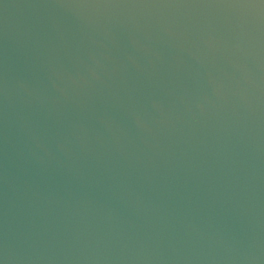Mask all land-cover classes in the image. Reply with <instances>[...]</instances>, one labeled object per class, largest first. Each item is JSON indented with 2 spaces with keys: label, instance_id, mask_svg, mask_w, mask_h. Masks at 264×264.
I'll use <instances>...</instances> for the list:
<instances>
[{
  "label": "water",
  "instance_id": "1",
  "mask_svg": "<svg viewBox=\"0 0 264 264\" xmlns=\"http://www.w3.org/2000/svg\"><path fill=\"white\" fill-rule=\"evenodd\" d=\"M0 264H264V0H0Z\"/></svg>",
  "mask_w": 264,
  "mask_h": 264
}]
</instances>
